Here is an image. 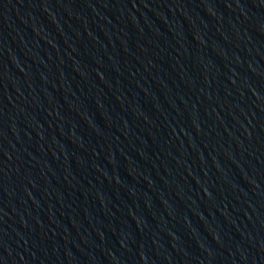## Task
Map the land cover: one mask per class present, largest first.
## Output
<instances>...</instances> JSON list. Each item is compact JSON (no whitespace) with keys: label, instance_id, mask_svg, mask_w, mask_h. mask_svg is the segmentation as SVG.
<instances>
[{"label":"water","instance_id":"water-1","mask_svg":"<svg viewBox=\"0 0 264 264\" xmlns=\"http://www.w3.org/2000/svg\"><path fill=\"white\" fill-rule=\"evenodd\" d=\"M0 264H264V0H0Z\"/></svg>","mask_w":264,"mask_h":264}]
</instances>
